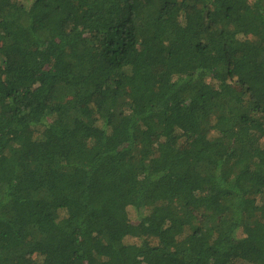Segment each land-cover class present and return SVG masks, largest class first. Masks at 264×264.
<instances>
[{
	"label": "trees",
	"instance_id": "trees-1",
	"mask_svg": "<svg viewBox=\"0 0 264 264\" xmlns=\"http://www.w3.org/2000/svg\"><path fill=\"white\" fill-rule=\"evenodd\" d=\"M0 264H264V0H0Z\"/></svg>",
	"mask_w": 264,
	"mask_h": 264
},
{
	"label": "rangeland",
	"instance_id": "rangeland-1",
	"mask_svg": "<svg viewBox=\"0 0 264 264\" xmlns=\"http://www.w3.org/2000/svg\"><path fill=\"white\" fill-rule=\"evenodd\" d=\"M124 235H125V231L123 230V231H118L116 234H115V237L117 238V239H122L123 237H124Z\"/></svg>",
	"mask_w": 264,
	"mask_h": 264
}]
</instances>
